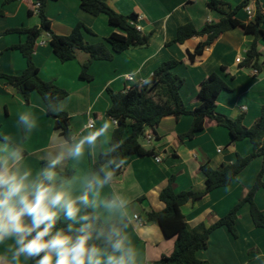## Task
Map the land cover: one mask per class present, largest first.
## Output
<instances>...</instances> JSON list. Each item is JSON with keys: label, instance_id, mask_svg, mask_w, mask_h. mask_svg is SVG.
Instances as JSON below:
<instances>
[{"label": "crops", "instance_id": "0c3cea01", "mask_svg": "<svg viewBox=\"0 0 264 264\" xmlns=\"http://www.w3.org/2000/svg\"><path fill=\"white\" fill-rule=\"evenodd\" d=\"M102 1L119 14L136 13L137 28L150 36L148 45L130 47L115 54L110 61H94L88 71L93 78L86 81L80 73L82 64L88 60L87 54L78 52L74 60L60 62L54 54L48 32L42 33L35 43L33 60L41 79L53 82L69 93L58 102V107L69 116L71 141L55 129V119L47 113L46 105L36 91L31 92L27 104L18 92L6 84V79L0 78V135L10 141L0 140V156L15 160L12 153L18 155L20 159L15 160V167L21 172L30 171L29 179L43 173L42 161H57L60 171L73 169V177L64 184L74 196L84 193L93 176L103 177L100 173L92 175L93 164L101 154L108 152L116 125L100 136L95 145H86L82 156L73 157L70 150L83 135L99 129L105 120L112 121L106 114L112 103L109 91H126L135 84L143 83L165 61L179 62L172 72L185 80L180 96L189 110L201 104L199 88L213 73L219 74L229 86L218 96V114L233 120L242 115L243 127L250 128L260 118L264 105V39L258 40L261 53L259 69L241 66L255 35L240 27L223 33L195 61L189 55L204 37H192L182 44L171 43L178 28L186 23H192L200 30L206 23L221 19L220 13L209 8L208 0ZM223 1L234 8L245 0ZM256 2L264 12V0H252L250 6L254 13H248L243 7L236 17L243 23L252 21ZM31 6V0H0V74L20 75L27 66L22 53L12 48L24 43L27 35L5 31L40 28V16L31 11ZM45 14L51 24V34L69 35L78 23H82L94 33H84L89 43H98L119 31L109 24L107 15L93 16L82 10L79 0H48ZM261 27L264 29V24ZM237 58H241L242 62L237 63ZM254 70L258 73L254 74ZM127 77H133V81ZM24 116L28 117L31 126L24 122ZM90 122H93V128H88ZM192 122L191 115L178 119L164 117L155 129V138L149 139L147 136L150 134L146 132L140 140L145 149L154 150V153L126 156L119 175L112 173L108 183L89 192L90 201H95L90 208L103 221H126L123 240L126 249L132 251L135 264H154L163 255L169 256L174 251L176 238H167L158 224L148 223L145 218L146 212H160L165 208L159 194L170 178H174L176 193L203 192L206 177L200 169L202 164L208 163L213 169H218L234 163L239 155L245 157L253 151L248 139L233 142L228 129L210 120L194 138L182 139ZM130 132V128L126 129L125 136ZM262 165L263 158L255 157L231 185L217 188L200 200L183 205L181 211L189 226L211 225L224 217L254 186ZM103 169L112 172L108 164ZM55 172L57 181L60 176ZM262 180L264 182V173ZM254 202L264 213V187L256 191ZM236 229L237 237L226 227L215 229L209 236L207 248L199 250L196 257L210 264H264V228L254 224L248 203H244L238 211ZM14 246L13 240L0 244V264H15L12 259ZM29 261L21 257L19 264H29Z\"/></svg>", "mask_w": 264, "mask_h": 264}, {"label": "trees", "instance_id": "16d2710c", "mask_svg": "<svg viewBox=\"0 0 264 264\" xmlns=\"http://www.w3.org/2000/svg\"><path fill=\"white\" fill-rule=\"evenodd\" d=\"M39 1L42 4L38 14L41 20L40 28H17L5 31V33L18 32L27 35V40L24 43L12 47L19 50L26 59L27 66L25 70L20 75L0 74V78L6 79V84L18 92L27 104L31 92L36 91L42 97L47 113L55 119V129L61 131V135L66 140L71 141L72 130L69 116L58 107V102L67 97L69 93L53 82L42 80L39 75V68L33 60L35 43L38 37L44 32L51 34V24L45 14L48 0ZM79 2L82 10L93 16L107 15L109 24L119 30L98 43H89L85 40L84 33L92 35L94 33L82 23H78L69 35L51 34L50 44L60 62L74 60L78 52L88 55V60L82 64L81 68L80 77L83 80H92L93 77L88 71L94 61H110L115 54L121 53L130 47H145L148 45L150 36L137 29L138 16L136 13L130 15L119 14L102 0H79ZM251 2L252 0H245L234 8H230L223 0H208L209 8L220 13L222 15L221 19L218 22L206 23L200 30H197L192 23H186L178 28L176 38L171 43L182 44L192 37H204L205 39L189 55L190 59L195 61L196 57L201 55L206 48H209L223 33L240 27L244 31L255 35V40L249 46L247 57L241 63V66L259 69L261 53L258 40L264 39V29L261 27L264 24V12L259 3L256 2L252 21L243 23L236 17L238 10L248 6ZM227 7L230 9L226 10ZM31 11H34L32 6ZM178 63L176 60L163 62L148 78L150 84H135L126 91H109L112 103L106 114L109 118L117 120L118 125L112 134L108 152L101 154L93 164L92 175L100 173L104 176V171L101 170L105 164H108L113 175L117 176L122 171V161L126 156L152 155L154 150L145 149L140 140L144 138L146 132L150 134L151 138H155L156 127L167 116H174L177 119L183 115L192 116L191 128L181 136L182 139L194 138L196 133L204 129L206 122L209 120L228 129L233 142L248 139L253 147V151L248 156L239 155L234 163L222 165L218 169H213L208 163L201 165L200 169L206 177L205 191L176 193L174 178L172 177L159 194L165 208L160 212L148 211L145 214L146 222L158 224L167 238H176L172 254L169 256L163 255L154 264H210L199 260L196 253L207 248L210 234L219 227H226L234 237L238 236L236 220L238 211L244 203L250 205V214L254 224L257 227L264 228V213L254 202L256 191L264 187L262 180L264 173V105L261 108L260 118L250 128L243 127L242 115L233 120L218 114L216 111L218 96L222 91L228 90L229 86L219 74L213 73L202 82L199 88L198 98L201 104L197 108L189 110L180 96V89L185 80L172 72V69ZM128 128L131 132L128 136H125ZM0 140L10 142L2 135H0ZM258 156L263 158V165L254 186L247 192L245 197L215 223L211 225L201 224L194 228L190 227L181 211V207L189 202L194 203L200 200L207 193L217 188L231 185L252 159ZM52 162L42 161V172L49 167L57 171L60 176L59 180L56 181L57 184L64 183L73 177V169L60 171L57 163L53 164ZM91 180L92 178L89 182ZM86 191H88V184L84 193ZM83 214H88L89 220L84 221L82 224L89 223L92 225L93 239L90 244L111 251V247L107 242L109 236H112L113 240L123 239V228L126 221L111 220L105 222L90 206L83 207ZM69 224L70 222L60 220L56 229L67 231ZM82 224H74L73 227L79 228ZM115 233L119 235H114ZM29 264H35V259H30Z\"/></svg>", "mask_w": 264, "mask_h": 264}, {"label": "clouds", "instance_id": "9594fccd", "mask_svg": "<svg viewBox=\"0 0 264 264\" xmlns=\"http://www.w3.org/2000/svg\"><path fill=\"white\" fill-rule=\"evenodd\" d=\"M143 83L150 84V79ZM23 120L31 126L27 116ZM113 126L112 121L105 120L99 129L83 135L70 154L82 156L86 145H95ZM12 156L20 159L15 153ZM15 160L0 156V244L14 241L12 259L15 264H19L21 257L35 259V264H135L133 253L126 249L123 239L113 240L109 236L111 252H108L90 244L91 224L73 227L77 222L89 220L88 214H81L83 207L95 205V201L89 199V192L108 183L112 172L102 169L103 177L93 176L88 191L74 196L64 183L55 182L57 174L51 167L29 179L31 172H21L15 167ZM61 218L73 222L67 231L56 229Z\"/></svg>", "mask_w": 264, "mask_h": 264}, {"label": "built area", "instance_id": "2783aa9c", "mask_svg": "<svg viewBox=\"0 0 264 264\" xmlns=\"http://www.w3.org/2000/svg\"><path fill=\"white\" fill-rule=\"evenodd\" d=\"M21 1V0H20ZM32 1V7H33V10H34V12L36 13V14H39V12H40V8H41V6H42V4H41V2L39 1V0H31ZM245 9H246V11L248 12V13H250V14H253L254 13V11H253V9H252V7L250 6V4L248 5V6H246L245 7ZM137 27V26H136ZM138 29V28H137ZM139 30V29H138ZM48 36L50 37V39H51V35H50V33H48ZM236 62L237 63H241L242 62V60H241V58H237L236 59ZM258 72H257V70H254V74H257ZM127 79L129 80V81H133V77H127ZM142 84V83H141ZM112 121H113V124L114 125H118V122H117V120H115V119H112ZM93 122H90V124L88 125V128H93ZM149 139L151 138V136L150 135H148L147 136ZM157 161L158 162H160V159L159 158H157ZM135 219H138V216H135Z\"/></svg>", "mask_w": 264, "mask_h": 264}]
</instances>
